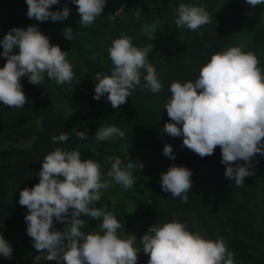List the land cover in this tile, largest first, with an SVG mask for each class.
Returning <instances> with one entry per match:
<instances>
[{
    "label": "trees",
    "instance_id": "1",
    "mask_svg": "<svg viewBox=\"0 0 264 264\" xmlns=\"http://www.w3.org/2000/svg\"><path fill=\"white\" fill-rule=\"evenodd\" d=\"M181 3L205 5L211 23L197 31L178 28L176 9ZM65 5L70 8L66 20L40 22L27 16L26 0H0V40L13 27L36 25L51 44L67 51L66 59L74 72L72 82L63 85L46 75L42 85L22 77L25 107L16 109L0 103V234L13 248L10 259L0 255V264H57L46 260V251L35 250L27 235L28 209L19 204L20 191L39 182L42 159L57 147L77 150L82 160L100 163L102 179L110 181V187L101 190L96 206L121 222V238L136 236L134 247L140 250L137 264H147L149 259L140 237L153 224L171 221L185 223L189 231L207 239L223 238L228 251L235 254L234 264H264V155L252 159L255 174L238 187L224 176L226 165L221 163L219 146L213 155L202 158L182 146V136L173 138L162 132L169 122L164 107L171 97V83L194 82L213 53L239 46L258 58L264 72V5L252 8L246 0H106L102 15L88 27L79 23L73 0H59L50 10H62ZM157 21L158 29L150 40L141 27ZM66 27L73 29L72 41L64 36ZM122 34L132 37L137 47L153 45L148 59L163 87L157 93L144 89L146 73L142 72L141 84L127 102L113 109L107 94L99 100L93 98L98 82L95 75L111 74L108 49ZM5 63L6 57L0 55V68ZM113 125L125 132L124 138L95 139L101 126ZM74 129L87 136L79 139ZM64 132L69 139L53 144L52 137ZM165 144L172 145L174 161L163 155ZM109 156L113 161L105 159ZM116 158L124 165L130 159L143 163V169L133 172V188L124 189L108 176ZM173 164L192 171L187 202L162 190L161 174ZM81 219L86 221L81 228L85 234H103L99 220L83 214ZM54 228L63 230L64 223L54 218Z\"/></svg>",
    "mask_w": 264,
    "mask_h": 264
},
{
    "label": "clouds",
    "instance_id": "2",
    "mask_svg": "<svg viewBox=\"0 0 264 264\" xmlns=\"http://www.w3.org/2000/svg\"><path fill=\"white\" fill-rule=\"evenodd\" d=\"M59 0H26L27 16L40 22L66 20L70 8L51 11ZM77 6L79 23L84 27L93 24L102 15L106 0H73ZM254 8L264 5V0H246ZM249 15L253 13L249 12ZM175 24L178 28L197 31L211 23V14L205 5L181 3L176 9ZM139 19V13H137ZM158 29V21L144 24L141 31L150 40ZM64 36L73 40V29L66 27ZM182 39V38H181ZM6 63L0 68V103L11 108L25 107L27 97L21 78L27 76L33 85H42L45 75L57 84L71 83L74 79L72 65L66 59L67 51L50 43L36 25L27 28L13 27L0 40ZM18 49V51H14ZM153 45L137 47L133 38L121 35L108 49L112 62L111 74L95 75L94 99L107 94L113 109H119L141 84L157 93L162 90L155 67L149 63ZM259 60L252 53L232 46L213 53L200 69L193 82L173 81L170 99L165 104L169 122L162 132L170 137H183V147L206 157L221 149V163L226 165L224 176L243 186L246 177L254 175L252 159L264 155V72ZM182 125V127L180 126ZM75 130V129H74ZM79 139L86 132L76 131ZM125 132L117 126H101L97 141L124 138ZM68 133L52 137V143L66 142ZM163 155L176 159L173 147L165 144ZM113 161V157H106ZM242 162V163H241ZM140 161L124 165L116 158L111 163L108 176L124 189L134 187L135 169H143ZM101 165L93 159L82 160L81 152L57 147L42 159L39 182L20 191L19 204L28 209L25 216L27 235L32 238L37 252L46 251L47 261L57 264H137L140 250L134 247L135 235L121 238L118 229L123 225L115 215L96 204L101 200V190L110 187L103 180ZM192 171L185 166L171 165L161 174V187L173 198L187 202L192 189ZM100 221L103 234H85L81 228L86 221L81 215ZM54 218L63 222V230L54 228ZM102 218V220H101ZM142 250L149 256L147 264H234V253L228 251L223 238L207 239L199 232L188 230L185 223L166 222L153 224L140 237ZM13 248L0 234V255L10 259Z\"/></svg>",
    "mask_w": 264,
    "mask_h": 264
}]
</instances>
